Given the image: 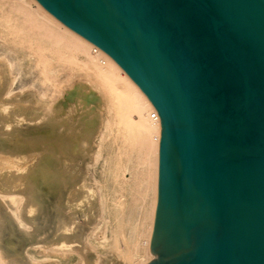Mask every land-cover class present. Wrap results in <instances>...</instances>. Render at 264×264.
<instances>
[{"label": "water", "instance_id": "water-1", "mask_svg": "<svg viewBox=\"0 0 264 264\" xmlns=\"http://www.w3.org/2000/svg\"><path fill=\"white\" fill-rule=\"evenodd\" d=\"M37 1L159 114L145 264H264V0Z\"/></svg>", "mask_w": 264, "mask_h": 264}, {"label": "bare ground", "instance_id": "bare-ground-1", "mask_svg": "<svg viewBox=\"0 0 264 264\" xmlns=\"http://www.w3.org/2000/svg\"><path fill=\"white\" fill-rule=\"evenodd\" d=\"M14 2L15 14L10 11L5 20L7 32L26 44L30 54L24 64L38 70L43 85L49 83L54 87V96L41 106L40 97L35 101L20 91L14 96L18 97L15 101L11 97L5 103V124H19L20 137L42 132L51 139L52 146L50 151L46 148L49 152H38L41 139L40 145L35 140L37 145L27 144L26 150L36 151V155L23 154L19 151L26 150L21 148L4 152L6 139L0 134V239L5 240L4 245L0 243V264H70L75 260L84 264L83 246L114 249L135 264H145L150 256L157 202L159 114L142 90L103 50L61 23L37 0ZM1 76L0 73L2 82ZM10 93L9 89L7 95ZM88 133L94 136L91 152L86 145ZM107 137L112 138L111 145L113 142L116 145L109 151L115 155L111 175L116 178L120 168L133 169L131 184L141 196L139 207L146 208V213L140 211L129 225L128 237L122 221H114L110 209L105 211L109 199L104 190L105 174L94 169L97 177L93 178L81 165L91 161L94 168L101 167V162L110 160V153L102 159L105 151L102 148L109 144ZM127 146L136 159L132 168L122 157ZM72 162L80 165L72 166ZM93 217L99 219L86 231L80 220L89 223ZM48 227L53 231L43 233ZM67 234H73V238ZM127 238L131 249L125 251L119 243Z\"/></svg>", "mask_w": 264, "mask_h": 264}, {"label": "rangeland", "instance_id": "rangeland-1", "mask_svg": "<svg viewBox=\"0 0 264 264\" xmlns=\"http://www.w3.org/2000/svg\"><path fill=\"white\" fill-rule=\"evenodd\" d=\"M13 6L15 7L14 0H0V73L2 75L1 78H2V82H3L2 83L1 79H0V134L3 135L4 140L5 139L7 140V141L6 140L4 141V146H7V148L6 147L4 148V152L5 151L8 152L10 150L9 148H11V150H14L16 148L15 151H19L17 149H20V148H21L20 150H22V149L26 150V148L29 150V146L27 144L31 145V143H33L31 146H34V142L35 141L39 145L42 142L41 144L43 145V146L41 145V148H38L39 150L37 149L38 152L39 151H40V153L41 152H47L48 150L50 151L52 143H51V139L47 138V137L45 138V136L43 135L42 132L37 134V136L31 135L32 137H23V136L20 137L21 135L18 134L20 132V130H18L19 124H16V123L10 124V125H6L5 124V119H6L5 112L7 111V108H4V106L6 105L5 103H6L7 99H10L12 97L13 98L12 100L15 101L18 97L16 98L14 96H16L17 94H21L22 92L25 91V96L26 97H30V99H33V100L37 101L38 98L40 97L41 101H40L39 104L41 106H44L43 104L49 102L51 100V97L54 96V87L51 86L49 83H45V85H43L44 83L41 82V77L39 76L38 70L35 67H33V66H32V68H30V66H26L24 64L25 60H27V56L30 54V50L26 47V44L19 43L18 39L15 38L14 35L9 34L7 32L8 30L6 29V21L5 20H6V17H7V13H9L10 11H12L13 14H15V11L13 10ZM34 7H35V4H34ZM18 23H20L19 20H17V24ZM22 47H23V49H22ZM21 59L23 60L22 62H21ZM6 61H7V63H6ZM33 62H34V60H33ZM22 64H23V67H25V66L26 67L23 68ZM19 67H21L24 70H22ZM5 77H6V80H5L6 82L3 81V79H5ZM8 77H9V79H8ZM10 83L12 85H10ZM7 85H8V87H7ZM9 86H10V88H9ZM23 88H25V90ZM9 89L11 90V93H12V94L10 93V96L7 95V91ZM20 91H21V93H20ZM51 91H52V93H51ZM55 97H57V96L55 95ZM42 99H44V100H42ZM11 106L13 107V105H11ZM88 125H89V123H88ZM91 126H94V125L91 123ZM11 129H14L15 133ZM40 135H42V136H40ZM33 137H35V138L33 139ZM86 137H88L87 138L89 140L88 142H90V143L87 142L86 145H87L88 151L91 152V150H90L91 148L90 147H92V145H93V144L91 145V143L92 142L94 143V136H93V134H89L88 133ZM110 138L111 137H107L106 138V141L108 140L106 143H109L108 145L111 148L107 144L104 145L105 147L103 146L102 151L103 150H105V151L107 150L108 153H107V151L106 152L103 151L102 154L103 153L104 154L102 155V159L108 158L109 153L112 152L113 149L116 148V145L114 144L113 140L111 141V142H113L112 145L109 142L112 139V138L111 139ZM41 139H42V141H41ZM47 140H49V142ZM39 141H41V142H39ZM36 142H35V144L37 145ZM7 143L8 144L10 143L9 147H8ZM48 143H50V144H48ZM10 145L12 147L13 146H15V147L12 148ZM25 145H27V146H25ZM49 145H50V147H49ZM17 146H18V148H17ZM108 147H109V149H108ZM43 148H45V149H43ZM46 148H48V150H46ZM41 149H43V150H41ZM28 150L23 151V152L19 151V152H21L23 154H27V155H36L37 154L36 151H32L31 150V151L28 152ZM128 151L132 152L131 147L127 148V152L125 150V152L129 153V154L123 153L122 157H123V161H125V163L130 164V166L132 168L134 166V163L136 162V159L134 158V154H133L134 152H132V154H133V156H132V154H130V152H128ZM104 155H106V156H104ZM112 155L115 156L114 154H112ZM112 155L110 153V156H109L110 160L106 161V163L105 162L104 163L101 162V167L97 166V167L94 168L91 165L92 164L91 161L88 162V165H87V163L86 164H81V165L83 166V168L85 169V171L87 173H90V175H92L93 178L95 176L97 177V172L94 169H97V171L100 170L103 173V175L105 174V176H104L105 189L104 190L105 191L107 190L106 191L107 193L106 192L105 193L107 194V196L109 198L106 201L108 206L106 205L105 211L108 212L107 209H110L112 214H113V216H114L113 217L114 221H117V220L122 221L121 223H123V225L125 226L126 237H128L127 236V232H128L129 225L132 224L131 222L135 221V219L139 215L140 211L142 212V214H145L146 213V208L139 207V204L141 203L142 199H139V198H141V196H139L138 191H136L138 189L135 188L136 189L135 190L134 186L132 185L133 184V180H132L131 171L133 169L131 171H124V168L123 169L120 168V170L118 171V176L116 178H114L111 175L112 171H113V167H114L113 166L114 165L113 164L114 161H112V160L115 159L114 157H112ZM124 158H126V159H124ZM129 158L133 159L131 161V163L127 161V160H129ZM78 159L81 160L80 158H78ZM87 159L90 160L91 158H87ZM133 161H135V162L132 163ZM107 162H109V163L107 164ZM76 165H80V164L77 163V162L76 163L72 162V166H76ZM127 179H129V180L126 181ZM127 182L129 183V185L133 186V189L132 188L130 189L129 185H127L129 187H127L125 185ZM130 190H131V192H130ZM134 191L137 192L138 194L135 193ZM119 197H120V202L118 200ZM150 198H151V195L148 197V200ZM117 204H118V207H117ZM122 205H123V207H122ZM98 219L99 218L93 217V218H91V220H93V221H90L89 223H87V220H83V219H81L80 222L83 223L82 226L84 227V229L86 231H89V230H91L94 227L93 225L98 221ZM113 223H115V222H113ZM124 226H123V228H124ZM50 231H53V229L48 227V228L43 230V233L47 234ZM53 234L54 233H52L51 237L53 236ZM67 235L69 236V238H73V234H67ZM122 239H124V238H122ZM141 240L143 242L145 240V237L144 236L141 237ZM4 241H5L4 237H2L0 239V243L2 245H4ZM127 242L130 244V240L129 239L126 240V241L122 240V242L119 243L120 244V249L125 250V251H128L129 249H131V244L129 245ZM81 249H82V252H83V254H84L85 258H86V261H85L84 264H135L134 262H131L127 257L124 258L123 255L122 256L119 255L120 253L117 250H114V249L98 250V249H94V248H92L90 246H83V247H81ZM150 260H151V253H150V256H149V260H147V262H149ZM60 264H63V263H60ZM70 264H78V260H75V261H73Z\"/></svg>", "mask_w": 264, "mask_h": 264}]
</instances>
